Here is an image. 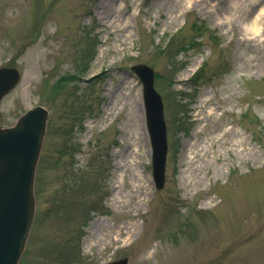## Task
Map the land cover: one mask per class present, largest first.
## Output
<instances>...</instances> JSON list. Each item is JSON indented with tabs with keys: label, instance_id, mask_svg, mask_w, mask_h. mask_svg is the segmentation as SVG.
I'll return each instance as SVG.
<instances>
[{
	"label": "rangeland",
	"instance_id": "374dc122",
	"mask_svg": "<svg viewBox=\"0 0 264 264\" xmlns=\"http://www.w3.org/2000/svg\"><path fill=\"white\" fill-rule=\"evenodd\" d=\"M256 1L0 0V65L22 75L0 124L47 111L17 264H264V14L258 33L242 16ZM136 64L163 103L160 190Z\"/></svg>",
	"mask_w": 264,
	"mask_h": 264
},
{
	"label": "water",
	"instance_id": "95a60500",
	"mask_svg": "<svg viewBox=\"0 0 264 264\" xmlns=\"http://www.w3.org/2000/svg\"><path fill=\"white\" fill-rule=\"evenodd\" d=\"M142 83L147 131L152 149L154 186L164 183L167 153L166 129L160 95L153 86V70L144 64L131 67ZM19 78L15 69H0V100ZM47 111L34 107L13 127L0 129V264H17L31 225L33 182ZM107 264H127V258Z\"/></svg>",
	"mask_w": 264,
	"mask_h": 264
},
{
	"label": "bare ground",
	"instance_id": "6f19581e",
	"mask_svg": "<svg viewBox=\"0 0 264 264\" xmlns=\"http://www.w3.org/2000/svg\"><path fill=\"white\" fill-rule=\"evenodd\" d=\"M234 7L239 8L240 6H239V4H237V5L230 4V8H234ZM256 7L261 9V12H260L261 14H264V6L262 5V2L256 1V2H253L251 4V9H249V8L243 9L242 16H244V18L246 20H249V21L251 20V17H252L253 20L250 21V25L252 26V31L258 33L260 31L261 27H260V21H257V17L261 14H259L255 19L253 18L254 17V9ZM196 64H197V62H195L193 65H191V67L189 69H187L188 74L190 72L194 71ZM149 141H150V137H149ZM152 179H153V174H152Z\"/></svg>",
	"mask_w": 264,
	"mask_h": 264
},
{
	"label": "flooded vegetation",
	"instance_id": "af4514ba",
	"mask_svg": "<svg viewBox=\"0 0 264 264\" xmlns=\"http://www.w3.org/2000/svg\"><path fill=\"white\" fill-rule=\"evenodd\" d=\"M0 127H5L4 125L0 124Z\"/></svg>",
	"mask_w": 264,
	"mask_h": 264
}]
</instances>
